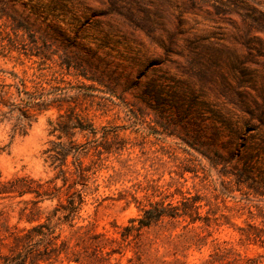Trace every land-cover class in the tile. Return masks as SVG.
Here are the masks:
<instances>
[{
  "label": "rangeland",
  "instance_id": "rangeland-1",
  "mask_svg": "<svg viewBox=\"0 0 264 264\" xmlns=\"http://www.w3.org/2000/svg\"><path fill=\"white\" fill-rule=\"evenodd\" d=\"M181 5L0 0L6 44L0 83L12 92L0 103V264H264V194L236 190L222 175L226 167L201 153L244 154L241 144L252 142L264 159V58L242 79L239 71L207 63L208 54L190 49L185 39L197 46L202 39L196 38L230 35L233 28L205 12L184 13L182 34L169 47ZM14 73L26 79L27 90L36 89L23 91ZM69 106L97 128H117L120 149L104 154L94 175L97 189L71 220L55 211L56 193L10 189L15 178L42 183L52 177L63 152L71 166L95 157L94 150L76 153L65 136L50 133V121ZM73 132L74 145L86 141L83 132ZM147 181L200 194V219H164L102 248L104 236L120 239L122 228L141 215L147 201L137 183ZM152 192L151 200L163 197Z\"/></svg>",
  "mask_w": 264,
  "mask_h": 264
},
{
  "label": "trees",
  "instance_id": "trees-1",
  "mask_svg": "<svg viewBox=\"0 0 264 264\" xmlns=\"http://www.w3.org/2000/svg\"><path fill=\"white\" fill-rule=\"evenodd\" d=\"M114 5L115 0H109ZM181 9L178 10L174 17L173 28L168 31V46L170 47L174 41L178 40V36L182 34L181 16L186 12H205L212 20L217 22H227L233 28V33L226 35L225 32H217L212 35L204 36L196 40H200L197 46H193L190 39H185L186 45L190 49H198L196 51L208 54L210 57L207 63L217 66H227L241 73V79L246 77L245 70L251 64H258L261 58H264V0H181ZM160 12L159 8H156ZM149 31H152L149 28ZM228 41V43H227ZM6 49V44L0 40V53ZM83 77L85 74H81ZM14 78L19 80L23 85V91L30 92L32 88L37 86L31 84V89L27 90L28 85L26 79L19 77L14 73ZM55 79V78H54ZM33 82V79L29 80ZM10 84L0 83V103L4 102L8 94H12L10 90H6V86ZM14 86L16 85L14 81ZM19 90L18 85L15 86ZM44 89V87H42ZM54 88L51 85L50 89ZM261 104L264 105V91L261 95ZM52 126L50 133L58 131V138L65 136L70 148H76V153L80 151L94 150V158L89 163L78 160L77 164L69 165L67 162L68 152L61 153L60 163L58 164V172L42 183H38L32 179L15 178L10 183L12 190L17 191L19 195L24 193H35L37 195L44 193H56L58 198V206L55 211H62L68 219H74L80 212L85 198L97 189L94 175L102 165L103 156L112 153H118L120 150L114 146L115 140L119 135L117 128H108L102 126L97 128L92 121L81 112L77 111L75 106H69L64 113H59L55 121H50ZM73 129H78L86 136V141L82 144L74 145L72 141ZM249 130V129H248ZM246 135H242V138ZM252 139V138H251ZM191 147V141L187 140ZM208 144V143H207ZM75 146V147H74ZM124 146V145H123ZM244 154H234L229 151L224 156L218 151L210 150V152L201 151L209 162L213 165L221 164L226 167L222 171V175L230 178L235 185L236 190H242L245 186L249 191L255 194H264V159L258 156V146L252 142H244L241 144ZM183 177V174H179ZM110 180L112 175L108 177ZM60 184L57 185V180ZM35 183L39 188H33L30 184ZM137 187L143 192V197L147 201L140 210L141 215L129 220V224L125 225L120 231V239L117 237H103L101 247L105 248L113 243L119 245L123 241H129L135 238L144 227H150L152 224L163 222L164 219L177 220L178 218L189 219L194 223L199 218L198 209L201 207L202 198L197 192L192 193L189 190L182 191L179 188L171 191L172 187L169 183L167 186L158 185L154 182L147 181L145 185L137 183ZM41 189V191L39 190ZM152 189L159 191L163 197L159 200H151L153 195ZM130 196L141 202L136 196L128 191ZM176 194L180 198L175 203L172 200H166L167 197H175ZM118 199L126 198L124 194ZM61 197H64L65 203ZM82 226H79L81 229ZM194 236L199 237L198 233ZM260 237V235H258ZM99 246V245H98ZM115 250L111 248L110 252Z\"/></svg>",
  "mask_w": 264,
  "mask_h": 264
}]
</instances>
